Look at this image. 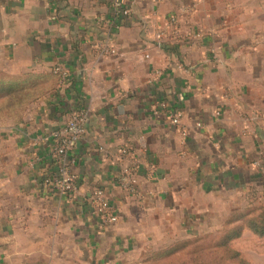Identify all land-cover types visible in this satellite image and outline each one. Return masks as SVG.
I'll return each instance as SVG.
<instances>
[{
	"label": "crops",
	"instance_id": "0c3cea01",
	"mask_svg": "<svg viewBox=\"0 0 264 264\" xmlns=\"http://www.w3.org/2000/svg\"><path fill=\"white\" fill-rule=\"evenodd\" d=\"M116 2L129 14L114 16ZM173 15L179 36L168 29L175 40L162 49L157 34ZM107 43L118 56L100 55ZM34 87L32 102L7 105ZM255 111L264 112V0H0V264H142L160 236L197 230L216 210L208 199H264ZM75 112L88 115L71 152L76 189L60 194L46 184L57 174L51 136ZM124 146L142 164L132 193L118 184ZM95 188L116 223L97 217Z\"/></svg>",
	"mask_w": 264,
	"mask_h": 264
},
{
	"label": "built area",
	"instance_id": "2783aa9c",
	"mask_svg": "<svg viewBox=\"0 0 264 264\" xmlns=\"http://www.w3.org/2000/svg\"><path fill=\"white\" fill-rule=\"evenodd\" d=\"M116 6L120 7L118 9L124 15L129 14V10L122 9L119 3ZM170 28H173L174 34L178 37V17L176 15L171 16L167 28L157 34L159 47L163 37ZM98 49L101 56H118L119 54L109 43L101 44ZM55 72L61 75L63 83L67 82L68 73L65 70L58 66ZM161 107H164V103L158 104L157 108ZM168 119L176 127L182 124V114L180 112H168ZM87 120L88 115L85 112H75L64 127L52 133L50 156L56 166L57 174L53 179L46 180V184L51 185L60 194H72L76 189V175L72 169L73 160L71 159V152L74 150L76 143L83 138L86 132ZM247 121L264 122V112H253L247 118ZM182 134L184 136L187 135V131L182 130ZM117 161L119 163H129V165L122 167L118 184L126 192L132 193L135 190L137 174L142 169V164L137 160L135 152L129 147L120 148ZM88 201L93 206L97 217L103 225L114 224L118 221L117 209L102 188H95L88 198Z\"/></svg>",
	"mask_w": 264,
	"mask_h": 264
},
{
	"label": "rangeland",
	"instance_id": "374dc122",
	"mask_svg": "<svg viewBox=\"0 0 264 264\" xmlns=\"http://www.w3.org/2000/svg\"><path fill=\"white\" fill-rule=\"evenodd\" d=\"M218 202L207 200L208 204L216 205V210L213 207L205 217H201L197 230L190 232L177 226L167 236H160L156 242L149 243L145 248L142 264H220L221 254L214 249L213 242L218 241L222 233L231 228V213L243 209L248 203L264 209V199L257 195L248 197L231 194L220 198L221 207ZM235 245L252 264H264V238L246 232L241 239L235 241Z\"/></svg>",
	"mask_w": 264,
	"mask_h": 264
},
{
	"label": "trees",
	"instance_id": "16d2710c",
	"mask_svg": "<svg viewBox=\"0 0 264 264\" xmlns=\"http://www.w3.org/2000/svg\"><path fill=\"white\" fill-rule=\"evenodd\" d=\"M114 5V16L119 17L123 15L122 11L120 12L116 4ZM122 7V4L119 3ZM123 9V7H122ZM175 38L171 33H167L160 46L162 49L169 44L171 41H174ZM55 77L57 78L58 84L61 81V75L54 72ZM40 88L34 87V89L23 88L20 91L13 93L9 96V100L13 102V105H24L33 101L35 96H39L42 93ZM32 98V101H30ZM128 147V146H124ZM249 196H256L254 192H249ZM229 225H232L231 228L222 233L221 238L217 241H214V249L218 250L221 254L220 264L233 263V264H252L251 261L241 252V250L235 248V241L241 239L246 232H251L256 235L258 238H264V209L253 207L252 203H248L243 209L234 210L229 216ZM210 244V241H209ZM205 250V248H204ZM199 253V250L197 251ZM194 262V261H193Z\"/></svg>",
	"mask_w": 264,
	"mask_h": 264
}]
</instances>
